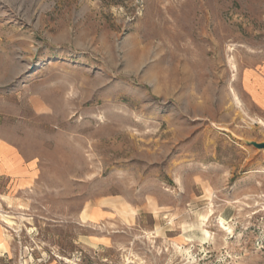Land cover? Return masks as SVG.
Listing matches in <instances>:
<instances>
[{
	"label": "rangeland",
	"instance_id": "1",
	"mask_svg": "<svg viewBox=\"0 0 264 264\" xmlns=\"http://www.w3.org/2000/svg\"><path fill=\"white\" fill-rule=\"evenodd\" d=\"M263 62L264 0H0V264H264Z\"/></svg>",
	"mask_w": 264,
	"mask_h": 264
},
{
	"label": "crops",
	"instance_id": "2",
	"mask_svg": "<svg viewBox=\"0 0 264 264\" xmlns=\"http://www.w3.org/2000/svg\"><path fill=\"white\" fill-rule=\"evenodd\" d=\"M243 84L252 103L264 112V62L260 72L250 69L244 73Z\"/></svg>",
	"mask_w": 264,
	"mask_h": 264
},
{
	"label": "water",
	"instance_id": "3",
	"mask_svg": "<svg viewBox=\"0 0 264 264\" xmlns=\"http://www.w3.org/2000/svg\"><path fill=\"white\" fill-rule=\"evenodd\" d=\"M255 147H257L258 149H261L263 151L264 154V143H252Z\"/></svg>",
	"mask_w": 264,
	"mask_h": 264
},
{
	"label": "bare ground",
	"instance_id": "4",
	"mask_svg": "<svg viewBox=\"0 0 264 264\" xmlns=\"http://www.w3.org/2000/svg\"><path fill=\"white\" fill-rule=\"evenodd\" d=\"M222 223V222H221ZM202 232V231H201ZM202 241V240H201ZM200 242V241H199Z\"/></svg>",
	"mask_w": 264,
	"mask_h": 264
}]
</instances>
